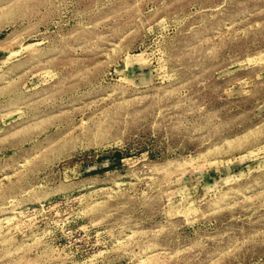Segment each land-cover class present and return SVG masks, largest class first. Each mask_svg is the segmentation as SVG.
<instances>
[{
    "label": "rangeland",
    "instance_id": "obj_1",
    "mask_svg": "<svg viewBox=\"0 0 264 264\" xmlns=\"http://www.w3.org/2000/svg\"><path fill=\"white\" fill-rule=\"evenodd\" d=\"M0 264H264V0H0Z\"/></svg>",
    "mask_w": 264,
    "mask_h": 264
}]
</instances>
